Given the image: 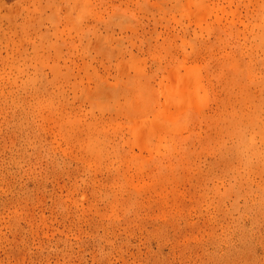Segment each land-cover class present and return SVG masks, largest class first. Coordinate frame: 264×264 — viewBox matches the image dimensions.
Masks as SVG:
<instances>
[{"label":"rangeland","instance_id":"obj_1","mask_svg":"<svg viewBox=\"0 0 264 264\" xmlns=\"http://www.w3.org/2000/svg\"><path fill=\"white\" fill-rule=\"evenodd\" d=\"M0 264H264V0H0Z\"/></svg>","mask_w":264,"mask_h":264}]
</instances>
